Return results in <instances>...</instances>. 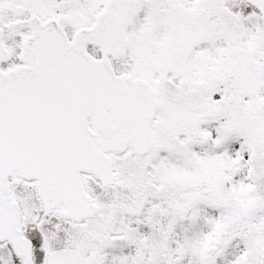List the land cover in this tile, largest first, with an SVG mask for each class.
I'll return each instance as SVG.
<instances>
[{
    "label": "snow or ice",
    "instance_id": "snow-or-ice-1",
    "mask_svg": "<svg viewBox=\"0 0 264 264\" xmlns=\"http://www.w3.org/2000/svg\"><path fill=\"white\" fill-rule=\"evenodd\" d=\"M0 264H264V0H0Z\"/></svg>",
    "mask_w": 264,
    "mask_h": 264
}]
</instances>
